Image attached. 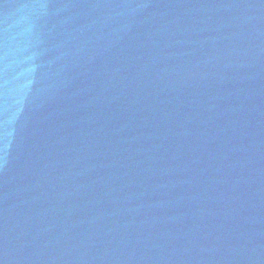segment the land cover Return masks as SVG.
<instances>
[{
    "label": "water",
    "instance_id": "water-1",
    "mask_svg": "<svg viewBox=\"0 0 264 264\" xmlns=\"http://www.w3.org/2000/svg\"><path fill=\"white\" fill-rule=\"evenodd\" d=\"M0 264H264V0H0Z\"/></svg>",
    "mask_w": 264,
    "mask_h": 264
}]
</instances>
